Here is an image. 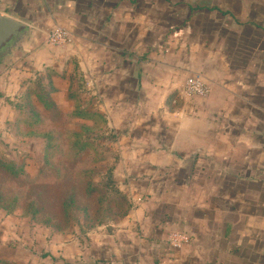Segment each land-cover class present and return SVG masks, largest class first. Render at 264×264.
<instances>
[{
  "label": "crops",
  "instance_id": "1",
  "mask_svg": "<svg viewBox=\"0 0 264 264\" xmlns=\"http://www.w3.org/2000/svg\"><path fill=\"white\" fill-rule=\"evenodd\" d=\"M0 14L31 29L0 72L59 51L129 129L113 165L127 209L63 243L62 260L264 264V0H0ZM54 27L69 44L48 43ZM191 76L206 96L184 95ZM174 232L188 237L179 248Z\"/></svg>",
  "mask_w": 264,
  "mask_h": 264
},
{
  "label": "rangeland",
  "instance_id": "2",
  "mask_svg": "<svg viewBox=\"0 0 264 264\" xmlns=\"http://www.w3.org/2000/svg\"><path fill=\"white\" fill-rule=\"evenodd\" d=\"M54 54L0 72V264L61 263L63 243L128 207L113 165L129 129L93 104L77 61Z\"/></svg>",
  "mask_w": 264,
  "mask_h": 264
},
{
  "label": "built area",
  "instance_id": "3",
  "mask_svg": "<svg viewBox=\"0 0 264 264\" xmlns=\"http://www.w3.org/2000/svg\"><path fill=\"white\" fill-rule=\"evenodd\" d=\"M48 43L52 46H65L71 41V33L61 27L52 28L47 35ZM183 93L187 98L204 97L210 87L200 76H191L187 78L183 85ZM169 244L174 248H179L188 241L184 233L174 232L168 238Z\"/></svg>",
  "mask_w": 264,
  "mask_h": 264
},
{
  "label": "water",
  "instance_id": "4",
  "mask_svg": "<svg viewBox=\"0 0 264 264\" xmlns=\"http://www.w3.org/2000/svg\"><path fill=\"white\" fill-rule=\"evenodd\" d=\"M31 35L24 22L0 14V55L12 53Z\"/></svg>",
  "mask_w": 264,
  "mask_h": 264
},
{
  "label": "trees",
  "instance_id": "5",
  "mask_svg": "<svg viewBox=\"0 0 264 264\" xmlns=\"http://www.w3.org/2000/svg\"><path fill=\"white\" fill-rule=\"evenodd\" d=\"M100 222L102 223V220ZM62 262H63V264H76L75 263L76 261L70 262V261L62 260Z\"/></svg>",
  "mask_w": 264,
  "mask_h": 264
}]
</instances>
